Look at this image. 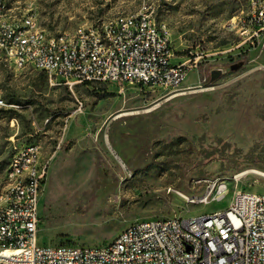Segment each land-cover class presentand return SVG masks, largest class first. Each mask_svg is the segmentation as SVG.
Segmentation results:
<instances>
[{
  "label": "rangeland",
  "instance_id": "374dc122",
  "mask_svg": "<svg viewBox=\"0 0 264 264\" xmlns=\"http://www.w3.org/2000/svg\"><path fill=\"white\" fill-rule=\"evenodd\" d=\"M146 1L169 27L171 61L190 67L177 88L68 87L0 60V185L25 143L51 156L39 243L104 244L137 219L196 217L235 191L264 193V176L250 172L264 173V33L249 38L247 0ZM141 2L0 0V25L35 11L48 32L73 30ZM217 178L224 198L186 202Z\"/></svg>",
  "mask_w": 264,
  "mask_h": 264
},
{
  "label": "built area",
  "instance_id": "2783aa9c",
  "mask_svg": "<svg viewBox=\"0 0 264 264\" xmlns=\"http://www.w3.org/2000/svg\"><path fill=\"white\" fill-rule=\"evenodd\" d=\"M247 2L243 24L256 39L264 33V0ZM0 55L7 65L41 71L68 87L128 82L177 88L190 69L171 61L169 27L146 0L136 11L54 33L31 11L0 25ZM50 161L38 141L10 156L0 185V264H264V193L247 190L200 216L134 220L104 244L39 243V198ZM228 191V182L217 178L185 200L219 201Z\"/></svg>",
  "mask_w": 264,
  "mask_h": 264
},
{
  "label": "bare ground",
  "instance_id": "6f19581e",
  "mask_svg": "<svg viewBox=\"0 0 264 264\" xmlns=\"http://www.w3.org/2000/svg\"><path fill=\"white\" fill-rule=\"evenodd\" d=\"M187 74H188V73H187ZM187 74H186V75H187ZM185 77H186V76H185ZM250 172H254V173L261 174V175L264 176V173H261L260 171L250 170ZM240 175H243V172H242ZM238 176H239V174H238Z\"/></svg>",
  "mask_w": 264,
  "mask_h": 264
}]
</instances>
